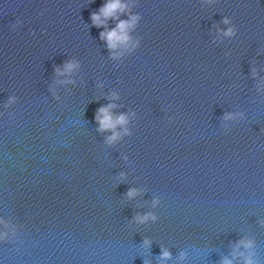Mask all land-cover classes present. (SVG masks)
I'll list each match as a JSON object with an SVG mask.
<instances>
[{
  "label": "water",
  "instance_id": "obj_1",
  "mask_svg": "<svg viewBox=\"0 0 264 264\" xmlns=\"http://www.w3.org/2000/svg\"><path fill=\"white\" fill-rule=\"evenodd\" d=\"M107 2L0 0V264H264V0Z\"/></svg>",
  "mask_w": 264,
  "mask_h": 264
},
{
  "label": "clouds",
  "instance_id": "obj_2",
  "mask_svg": "<svg viewBox=\"0 0 264 264\" xmlns=\"http://www.w3.org/2000/svg\"><path fill=\"white\" fill-rule=\"evenodd\" d=\"M127 6L122 2V0H108L106 4L101 6L99 12H94L92 14V21L97 27L104 26L106 23V20L109 18H117L116 16L117 12H122ZM139 19L138 16H133L131 21H120L115 29L108 30L101 32V39H104L108 43L109 49H115L117 48L118 44H127L130 40V36L128 34V29L135 24L136 20ZM228 19L225 18L224 23H228ZM234 29L229 28L225 32V35H233ZM139 43V42H137ZM76 62H68L65 66V71H71L73 68L77 67ZM59 72V69H57ZM115 104H109L107 106H102L98 109L96 120L98 121L100 127L99 131L103 132L106 130H112L113 135L108 137V142L113 143L117 139L120 138V133L115 131L118 125H125L128 122V116L126 114H120L118 116H114L112 113V109L115 108ZM232 118V114H226L225 119ZM125 133H128L129 130L127 128L124 129ZM137 190L136 189H130L128 192V196H134L136 195ZM159 201H154V203H158ZM151 217L153 220L156 219L154 215L151 213H148L146 215H137L136 219L143 223L147 221ZM150 241L147 239L145 240V244H149ZM240 244H243L246 248L252 247L251 241H245L241 240ZM240 255H244L243 253H239ZM171 253L167 250H164L162 253L163 258H169ZM233 255H236V252L233 253ZM145 264H148L146 261ZM223 264H233V261L224 258ZM245 264H255V261L253 260L251 254L246 258Z\"/></svg>",
  "mask_w": 264,
  "mask_h": 264
}]
</instances>
